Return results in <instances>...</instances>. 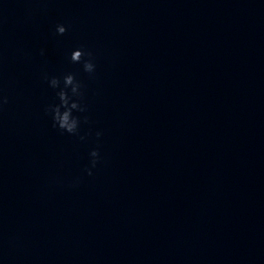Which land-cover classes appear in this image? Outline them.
<instances>
[{
	"label": "water",
	"instance_id": "1",
	"mask_svg": "<svg viewBox=\"0 0 264 264\" xmlns=\"http://www.w3.org/2000/svg\"><path fill=\"white\" fill-rule=\"evenodd\" d=\"M0 264H264V0H0Z\"/></svg>",
	"mask_w": 264,
	"mask_h": 264
},
{
	"label": "clouds",
	"instance_id": "2",
	"mask_svg": "<svg viewBox=\"0 0 264 264\" xmlns=\"http://www.w3.org/2000/svg\"><path fill=\"white\" fill-rule=\"evenodd\" d=\"M66 27L64 25H57L56 31L58 34L63 35L66 32ZM90 52H85L83 49H76L71 54V61L74 63H80L83 60V68L88 73H93L95 70V65L92 63L90 57ZM85 57H89L85 59ZM49 84L52 88H58L60 86V80L56 77H53L49 80ZM64 87L60 89L57 93L60 104L51 107L53 126L58 127L59 129L69 133L76 134L78 130L79 119L78 117L73 116V110L84 111L77 101H71L70 96L66 89L70 87L71 93L75 96H81L80 92V83L75 80L74 75L68 74L63 78ZM4 103H7V99L4 98ZM63 109V110H62ZM100 133H97L99 136ZM83 139V137H81ZM90 155L93 157L92 166L95 167L97 160L99 158V152L93 150ZM88 174L91 175V169L88 170Z\"/></svg>",
	"mask_w": 264,
	"mask_h": 264
}]
</instances>
